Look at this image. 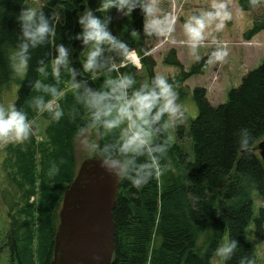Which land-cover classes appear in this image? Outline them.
<instances>
[{
    "label": "trees",
    "instance_id": "trees-1",
    "mask_svg": "<svg viewBox=\"0 0 264 264\" xmlns=\"http://www.w3.org/2000/svg\"><path fill=\"white\" fill-rule=\"evenodd\" d=\"M57 2L49 0L43 9L46 15ZM97 2L88 0V7L95 8ZM0 3L6 9L0 19V31L5 39L12 41L18 31L14 17L22 6V0H0ZM73 4L75 7L71 10L68 7L64 9V23L57 25V34L52 42L33 51L29 80L52 83L50 68L47 79L34 69L37 59H43L46 68L50 65L51 58L55 56L56 43L66 48L71 44L74 49L72 66L80 67L83 52L80 42L70 41L68 36L80 31L76 14L84 6L80 0H73ZM237 7L240 11L251 12L264 8V5L253 10L247 8L245 0H237ZM95 14L99 16L98 12ZM131 19L139 39L142 38V16L138 9L133 11ZM261 30H264V9L252 16L244 39H251ZM7 43L0 45V95L8 89L12 97L10 102L24 111L29 120L36 113L29 107L31 99L39 93L26 83L10 78L3 50L7 48ZM128 46L129 50L133 47L129 43ZM136 49L142 55L145 53L140 45ZM146 59L143 64L150 80L155 74V65L154 61ZM205 59L206 56L202 57L185 70L176 51L170 49L163 63L178 69V75L169 81L174 82L175 88L182 92L188 91L187 86L182 84L184 81L202 73L207 65ZM61 85L57 86L58 89ZM89 85L95 87L92 81ZM15 86L18 89L16 98ZM74 92H65L58 100L65 115L60 121H51L45 127L43 140L36 141L32 134L23 146L15 149L8 146L13 154L8 162L12 172L6 173L10 183H4V190L19 192L20 197L26 198L33 192L36 179L39 181L35 226H32V215L26 222H22L19 215H12L16 202L7 208L11 225L8 245L11 255L15 253L18 264H34V256L36 264H48L52 258L57 211L62 194L76 172L71 140L78 131L89 126L85 123L86 113L73 98ZM191 95L197 106V115L186 130L191 156L188 157L181 146L168 141L167 155L160 162L164 178L162 186L158 184L157 176L140 188L133 187L125 179L119 180L112 210L114 248L109 264H215L212 262L216 257L214 252L224 236L227 240L235 239L238 246L230 259L223 260V264H239L241 256H247L251 264L256 260L249 236L252 234L257 242L264 241V168L256 149L264 138V60L244 74L238 86L227 91L224 103L212 106L206 90L201 87L194 88ZM42 116L49 118L47 113H42ZM183 129V126H177V134L180 135ZM241 129H246L251 137L247 154L241 152L238 143ZM114 137L107 136L100 145ZM36 155H39L38 161ZM144 159L141 157L140 162ZM170 162H174L176 171L170 169ZM53 165L55 172L52 171ZM27 199H24V204ZM33 236L37 238L34 252L30 245Z\"/></svg>",
    "mask_w": 264,
    "mask_h": 264
},
{
    "label": "clouds",
    "instance_id": "clouds-1",
    "mask_svg": "<svg viewBox=\"0 0 264 264\" xmlns=\"http://www.w3.org/2000/svg\"><path fill=\"white\" fill-rule=\"evenodd\" d=\"M48 3L49 0H45L29 6L22 0V6L14 17L18 26L14 40L5 39L0 31V45L8 42L3 50L10 78L26 83L39 93L31 99L29 107L32 110L37 114L47 113L50 121L58 122L65 112L57 102L60 99L57 86L61 83V73L66 72L75 89L73 98L87 115L85 123L98 129L101 137L116 133L113 139L101 145L90 139H81L83 149L95 153L100 166L110 175L129 181L135 188L142 187L160 175V162L167 155L171 139L167 133L170 128L183 123L184 112L178 103L174 82L164 75L154 74L150 80L137 83L133 75L120 72L125 65L119 61L125 59L129 46L109 30L112 16L108 13L114 9L119 16L130 18L138 9L142 16L140 34L148 38L170 37L175 31V16L162 9L161 0H98L95 8L88 7V0H80L84 6L76 14L80 31L70 33L68 39L80 42L83 60L80 67L73 68L72 45L66 48L56 43L55 56L47 68L43 59L36 61L34 71L45 79L50 68L52 83H45L28 79L33 51L52 42L57 34V25L64 23V9L75 7L73 0H58L46 15L43 9ZM245 4L254 10L264 5V0H245ZM5 12L0 3V19ZM97 12L99 16L95 14ZM232 20L233 12L228 0H208L206 7L196 8L186 15L182 21L183 43L194 63L201 60L199 49L205 45L211 49L206 54L205 64L213 66L225 61L228 52L218 42L216 34ZM101 77L103 80L99 87L89 85V81L95 82ZM33 132L34 122L28 120L24 111L15 104L0 106V143L21 144ZM77 135L82 137L83 133L78 131ZM250 142L247 130H239L238 143L242 153H248ZM141 157H145L143 162H140ZM55 170L53 165L52 171ZM237 246L235 239L227 240L215 249L214 255L228 260ZM239 264L251 262L247 256H241Z\"/></svg>",
    "mask_w": 264,
    "mask_h": 264
},
{
    "label": "rangeland",
    "instance_id": "rangeland-1",
    "mask_svg": "<svg viewBox=\"0 0 264 264\" xmlns=\"http://www.w3.org/2000/svg\"><path fill=\"white\" fill-rule=\"evenodd\" d=\"M44 0H25V4L33 6L38 3H43ZM208 0H161L162 9L176 18L175 31L170 37L163 38H148L141 36L139 39L137 31L135 29L132 19L127 17L119 16L115 10H109V15L112 16V21L109 24V30L113 35L123 39L127 44L129 43L132 47L127 54L125 59L119 61L120 64L125 65L120 68L121 73H128L133 75L137 83L145 82L148 79L147 68L144 67L143 60L154 61L153 73L164 75L168 79H174L178 75V69L173 66L166 65L163 63V58L170 49H174L177 53L178 60L183 65V68L187 70L194 62L188 52L187 47L183 43L184 37L182 33V21L186 15L196 8L206 7ZM233 12V20L227 23L225 28L216 34V38L219 43L223 44L228 52L225 61L218 63L213 66L206 65L201 74L192 75L182 84L186 85L188 91H178V87L175 88L178 94V103L182 105L184 112V121L179 126H183L182 133L177 134V127L170 128L167 135L171 137L170 143H176L179 147L183 148L184 153L191 156L190 139L187 135V128L189 123L197 115V106L192 98L191 92L196 87H201L206 90V95L209 103L212 106L224 103L227 98V91L239 85L241 78L251 69L258 67L264 60V30H261L251 39H244V34L247 29L250 28L252 22V16L257 15L263 11V7H259L254 11H240L237 7V0H228ZM100 15V13H99ZM174 41V42H173ZM132 42V43H130ZM139 45L145 50L142 55L138 52L136 47ZM211 49L206 45L201 46L199 54L201 58L206 56L207 52ZM132 57H136L137 65L132 62ZM83 60V52L80 55V61ZM51 63V62H50ZM114 75V74H113ZM103 77L93 82L95 87H99ZM61 88L60 98L62 95L72 93L75 89L72 88L70 78L66 72L61 73ZM17 86H15V98L17 92ZM0 106L7 107L12 104L10 91L7 89L0 95ZM15 100V99H14ZM7 102L3 104V102ZM58 102V101H57ZM84 118L87 119L85 114ZM30 122H34V138L36 141L44 139L45 127L50 124V119L45 118L42 114L35 113L29 119ZM80 132L83 136H78L77 133L72 137L71 147L73 153V160L75 163V170L77 169L80 162L87 157L95 155V153L85 151L81 144V139H90L92 142L100 145V142L107 136L114 137L115 132L112 134H106L103 137L100 136L99 130L93 128L91 125L83 128ZM28 139L21 144L12 143H0V264H18L15 253L11 255L10 245V216L7 215V208L16 202L14 217L19 215L22 222L30 220L32 215V226L37 224V215L39 208V181L36 179L35 188L31 194L26 197H20L19 192L9 193L3 188V185L8 180L6 179L7 171H11L9 159L13 157L12 152L8 150V146L11 149H15L17 146H23ZM36 160H39V155H36ZM175 162V161H174ZM170 162V169L176 171V162ZM38 169V167H37ZM158 184L162 186L164 178L162 173L157 176ZM9 182V181H8ZM10 183V182H9ZM160 186V187H161ZM12 186L10 187V189ZM28 198V199H27ZM24 199H27L24 204ZM27 205V207H26ZM18 208V210H16ZM27 208V213H25ZM22 211H19V210ZM249 240L255 249V262L254 264H264V241L257 242L253 235L249 236ZM36 236L32 237L31 248L35 251L36 247ZM227 241L226 236L223 237L221 243ZM35 254V253H34ZM34 264H36V256L33 258ZM212 262L215 264H223V260L218 257H214Z\"/></svg>",
    "mask_w": 264,
    "mask_h": 264
},
{
    "label": "water",
    "instance_id": "water-1",
    "mask_svg": "<svg viewBox=\"0 0 264 264\" xmlns=\"http://www.w3.org/2000/svg\"><path fill=\"white\" fill-rule=\"evenodd\" d=\"M256 149L264 168V138ZM119 180L100 166L96 154L80 162L62 194L48 264L110 263Z\"/></svg>",
    "mask_w": 264,
    "mask_h": 264
},
{
    "label": "bare ground",
    "instance_id": "bare-ground-1",
    "mask_svg": "<svg viewBox=\"0 0 264 264\" xmlns=\"http://www.w3.org/2000/svg\"><path fill=\"white\" fill-rule=\"evenodd\" d=\"M132 62H134L137 65V59H136V57H132Z\"/></svg>",
    "mask_w": 264,
    "mask_h": 264
}]
</instances>
